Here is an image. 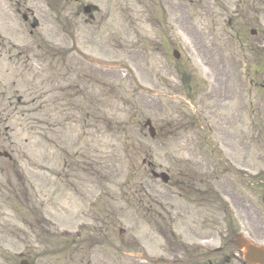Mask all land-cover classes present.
Returning <instances> with one entry per match:
<instances>
[{"label":"rangeland","instance_id":"rangeland-1","mask_svg":"<svg viewBox=\"0 0 264 264\" xmlns=\"http://www.w3.org/2000/svg\"><path fill=\"white\" fill-rule=\"evenodd\" d=\"M17 3L41 26L0 0V264H196L179 241L263 205L264 0Z\"/></svg>","mask_w":264,"mask_h":264},{"label":"flooded vegetation","instance_id":"flooded-vegetation-1","mask_svg":"<svg viewBox=\"0 0 264 264\" xmlns=\"http://www.w3.org/2000/svg\"><path fill=\"white\" fill-rule=\"evenodd\" d=\"M23 3H26L28 0H21ZM45 1V0H42ZM50 0H46L49 3ZM58 4L60 3V0ZM63 1V0H62ZM14 5L15 13L20 15L22 21L24 23L28 22V18L25 14L21 15L20 13V4L17 3V0H9ZM20 7V8H19ZM28 10V13L32 19V23L37 22V28L40 26L39 21L35 16H38L37 10ZM82 10V8H81ZM227 232L222 234L220 238H218L219 245L215 248L214 255H210L209 253H200L197 247H191L192 252L181 242H179V246L182 251H185L187 256L189 255L190 259L196 261V264H200L197 259L203 257L205 262L203 264H264V253L256 252L253 253V261L245 260L243 255V250L238 248L235 245V241L242 234L247 240L251 241L253 244L258 247L264 248V203L262 206H251L249 209H243L239 214V221L233 220L228 223L226 227ZM213 239H205L207 242H211ZM245 244L246 241H243ZM249 246V244L247 245ZM194 251V252H193ZM216 255V256H215Z\"/></svg>","mask_w":264,"mask_h":264},{"label":"water","instance_id":"water-1","mask_svg":"<svg viewBox=\"0 0 264 264\" xmlns=\"http://www.w3.org/2000/svg\"><path fill=\"white\" fill-rule=\"evenodd\" d=\"M85 11H86V12H89L88 9H85ZM252 34H254V33H252ZM173 56H174L176 59L179 57V56H178V53H177L176 51L173 52ZM144 127H145V128L148 127V132H149L150 137H151V138H154V137H155V130H154L153 127L151 126V122H150V121H146V122L144 123ZM0 156L7 157L6 154H3V155L0 154ZM153 176L156 178L158 175H156V174L153 173ZM160 178H161V180L163 181V183H167V182H168V177H167L166 174H161V175H160ZM237 245H239L240 247H242V245H241L240 242H237ZM249 253H250V252H249ZM250 254H251V253H250ZM20 264H27V263H26L25 261H23V262H21Z\"/></svg>","mask_w":264,"mask_h":264}]
</instances>
